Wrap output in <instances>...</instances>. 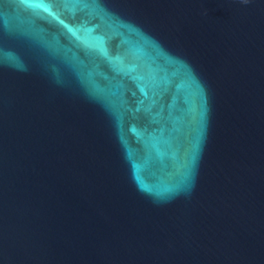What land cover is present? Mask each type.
Listing matches in <instances>:
<instances>
[{
	"label": "water",
	"instance_id": "1",
	"mask_svg": "<svg viewBox=\"0 0 264 264\" xmlns=\"http://www.w3.org/2000/svg\"><path fill=\"white\" fill-rule=\"evenodd\" d=\"M0 264H264V0H0Z\"/></svg>",
	"mask_w": 264,
	"mask_h": 264
},
{
	"label": "clouds",
	"instance_id": "2",
	"mask_svg": "<svg viewBox=\"0 0 264 264\" xmlns=\"http://www.w3.org/2000/svg\"><path fill=\"white\" fill-rule=\"evenodd\" d=\"M245 2H246V0H245Z\"/></svg>",
	"mask_w": 264,
	"mask_h": 264
}]
</instances>
